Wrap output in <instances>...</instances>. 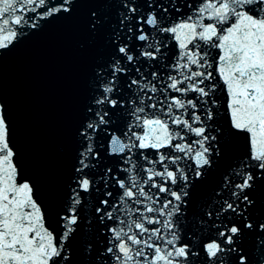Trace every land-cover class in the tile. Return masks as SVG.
<instances>
[{"label": "snow or ice", "instance_id": "snow-or-ice-1", "mask_svg": "<svg viewBox=\"0 0 264 264\" xmlns=\"http://www.w3.org/2000/svg\"><path fill=\"white\" fill-rule=\"evenodd\" d=\"M72 4V0H0V50L8 49L18 35L24 36L25 28L38 29L41 20L71 13ZM121 7L124 12L119 14L120 29L119 33L114 31V36L118 40L126 30L130 34L128 39L145 43L138 56L127 43H117L121 58L112 61L108 76L99 73L100 95L94 99L99 110L95 122L89 121L80 133L86 145L79 152L75 167L76 187L60 214L63 231L59 238L44 226L32 186L28 182L17 183L14 152L8 139L9 123L0 104V264H67L69 261L67 242L81 222V193H89L97 184L87 172L94 166L92 160L99 159L91 133L109 124V111L114 114L117 107L125 106V101L113 97L118 88L117 77L129 74L123 61L135 65L140 57L156 60L163 46L154 36L150 39L145 26L156 33L174 34L179 41V58L170 66L175 74L170 71L167 82L158 87L156 81L161 79L158 73H144L136 67L137 78L128 84L129 89L132 86L138 89L127 101L132 121L124 134L128 143L111 134L110 150L114 154L124 153L126 149L131 152L133 148L156 150L157 158L151 159L141 151L143 164L128 168L123 178L114 176L111 168L105 171L109 180L101 177L104 198L93 207L100 225L97 231L105 243L93 258L92 242L84 241L86 264H93V259L95 264H197L198 261L225 264L233 254L239 264H249L248 255L240 245L250 233H255L257 260L264 264V223L258 222L249 211L256 207L252 197L256 185L264 182V0H201L193 14L168 27L159 22L151 4L148 7L153 11L140 15H137L138 6L130 0H124ZM163 11L167 13L168 9ZM89 15V30L95 32L103 18L96 10ZM214 38L218 43H212ZM197 40L223 53L218 57L216 72L230 96L231 129L251 134V150L244 160L225 170L213 192L215 202L205 201L200 208L206 211L192 213L190 223L196 231L182 239L181 229L189 223L186 209L196 196L194 181L203 182L212 166L228 159L231 152L223 129L213 126L216 102L208 98L215 84L206 83L213 80V72L193 70V66L211 67L208 53L201 55ZM189 44L196 51L189 49ZM149 92L159 93L164 97L163 102L149 96ZM189 93L198 95L187 98ZM184 113L188 114L187 119L183 118ZM133 128H142L143 134H137ZM187 134L195 139L174 142L185 140ZM165 148L169 151L161 153ZM157 165L161 170H157ZM111 181L120 190L115 203L111 202L113 191L108 189ZM96 190L99 192L98 186ZM182 219L185 224L181 223ZM208 228L215 232L214 236L204 237L203 232ZM197 235L201 236L200 240H196Z\"/></svg>", "mask_w": 264, "mask_h": 264}, {"label": "water", "instance_id": "water-1", "mask_svg": "<svg viewBox=\"0 0 264 264\" xmlns=\"http://www.w3.org/2000/svg\"><path fill=\"white\" fill-rule=\"evenodd\" d=\"M52 18L41 20L38 29L25 28L24 36L18 35L8 49L0 50V104L6 118L26 81Z\"/></svg>", "mask_w": 264, "mask_h": 264}]
</instances>
